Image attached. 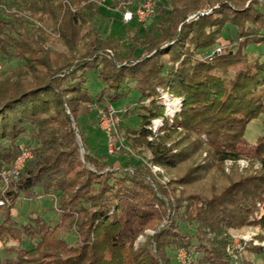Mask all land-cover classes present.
Listing matches in <instances>:
<instances>
[{
  "label": "trees",
  "instance_id": "trees-1",
  "mask_svg": "<svg viewBox=\"0 0 264 264\" xmlns=\"http://www.w3.org/2000/svg\"><path fill=\"white\" fill-rule=\"evenodd\" d=\"M100 6L99 0H0V56L23 62L0 76V171L12 168L24 137L34 143L33 158L0 194L7 200L0 241L19 242L0 264H179L182 248L192 254L189 264H232L226 232L253 226L264 234V136L250 147L259 171L222 170L226 161L245 157L248 125L264 114V51L249 53L264 45V0H161L147 24L135 22L144 35L127 32L129 49L92 25ZM229 25L236 39L224 36ZM218 45L222 55L199 59ZM92 74L101 85L96 94L88 88ZM133 92L139 124L118 126L130 149L119 151L128 167L117 159L109 165L108 150L88 144L80 119ZM164 96L179 108L173 116ZM157 120L162 130L155 135ZM130 152L139 159L151 153L169 182L145 163H132ZM55 194V226L33 211L23 224L13 216L20 200ZM62 234H76V243ZM25 240L38 244L27 249ZM245 251L264 255L259 246Z\"/></svg>",
  "mask_w": 264,
  "mask_h": 264
},
{
  "label": "rangeland",
  "instance_id": "rangeland-1",
  "mask_svg": "<svg viewBox=\"0 0 264 264\" xmlns=\"http://www.w3.org/2000/svg\"><path fill=\"white\" fill-rule=\"evenodd\" d=\"M100 3H101V6H100L99 16L92 22V25L96 26L99 29L103 37L110 36L113 38H117L118 40L124 42V45L126 46V48L129 49L131 46V43H130V35L127 34L128 31H130V33H134L137 30L140 36L144 35V29H141V28L136 29L137 23L131 22L129 26L125 25V23L121 20V13L115 6V0H99V4ZM166 4H168V2ZM218 7L219 6L217 5L214 8L201 11L200 14L209 15L213 12V9L218 8ZM198 17L199 15L192 14L190 19H197ZM30 21H33L35 26L43 27L39 22L35 20L31 19ZM55 35L59 37L58 34H55ZM224 36L226 38L230 36L232 39H236V28L229 25L224 33ZM250 49L251 51L249 53L252 56V58H254L256 55H258V52L264 51V45H254V46H251ZM253 50H256V51H253ZM213 52H216L217 54L216 56H220L223 53V47L221 45H218L212 51L208 52L206 56H200L199 59L201 61L212 60L214 59V57L213 58L209 57V54ZM125 54H126V51L123 52L121 55H125ZM136 54L141 55L142 50L141 49L137 50ZM22 63L23 62H21L18 59L6 60L3 56H0V76L5 74L8 70L19 67L20 64ZM100 86L101 85L98 84V82L96 81L95 75L92 74L90 76V80L88 83V88L90 89L91 93L96 94V92L100 89ZM8 87L9 85L4 83L1 86V91L5 92L8 89ZM138 98H139L138 93L133 92L132 95L128 99H124L114 104L113 106H109L108 109H105L103 105H96L95 107L96 110L93 114H91L90 116L86 118L80 119L81 128L85 130V132L88 135V139H87L88 144L92 146L93 149L98 148L102 152H107L108 150L107 154L109 157L107 158V161L109 165H112L113 162L117 159L121 167L123 168L128 167L126 156L119 154V151L121 149H126V150H130V149L126 145L125 139L122 136V134L118 133V126L119 124L124 125V126H138L139 124L138 108H137ZM167 98L171 100L169 97H166V101H167ZM167 104H169V102ZM175 108H177L178 110V106ZM173 109H172V112L170 110L171 114L174 113V110L176 111V109L174 110ZM110 110L111 111L115 110L117 112L116 118L118 119V121H114V122L111 121V123L109 124ZM104 115H106L107 117L105 116L106 117L105 118ZM73 126L75 129V132H78L76 124ZM161 126H162V120H157L153 122V131L154 133H157L155 135H158V133L161 132L162 130ZM104 128H107V129L110 128L111 130L110 134L104 131L105 130ZM178 131L181 132L182 129L178 128ZM260 136H264V114H262L257 120H254L248 125L245 138L247 142L249 143V145L244 150L245 157L240 159L237 162L226 161L222 166L223 172L226 174L239 173V174L245 175V174L259 171L261 168L260 162L259 160L253 158L252 149L250 147L251 145H254L256 143L257 139ZM77 138H78L79 145L81 147V153H84V149L82 147V141L79 136ZM150 139L152 140L153 138H150ZM110 141L113 142L112 147H110L109 145ZM20 144L34 147L33 139L29 136L24 137ZM2 146L3 145H0V148H2ZM130 154L132 155L131 158H133L131 160L132 163H134L135 161L139 163H145L148 166V168L151 170L152 174H154L155 176H159L160 180H162L164 184L169 182L171 175L167 174L165 169L155 166L150 161L152 157L151 153L149 152L146 153L145 155H143L141 159L133 155L131 152ZM14 164L11 169L2 170L0 172L3 173L5 171H11L14 168ZM117 166L119 165L117 164ZM18 177H11L9 179L8 184H5L4 182L2 184V181L0 179L1 188L2 189L6 188L7 190L10 187L11 182L16 181ZM210 178L211 180H213V176H210ZM210 183L211 182H209L208 185ZM0 194L2 195V193ZM57 201H58L57 194L51 195L48 197H43L41 195V197L38 198L36 201H31V202H28L26 200H20V202L18 203L16 208L12 211V213H13V216L18 220L19 224L28 222L29 218L27 214L30 211H33V212L38 213L42 217H44L46 221L52 224V226H55L56 223L58 222V212H57L58 202ZM146 233L153 234V232L150 230L146 231ZM62 235L65 236L66 240L70 244L76 243V239H77L76 234H71V235L62 234ZM224 236L226 238L225 252L228 258H231L229 254L234 255V256L238 255L237 260L231 258L232 264H240L241 260L243 259H249L250 261H252L253 264H264V255H256L254 253H248L245 251L247 246H253V247L259 246L264 250V234H261L258 228L253 227V226H248V227H244L241 229H231L228 232H226ZM139 240L142 241L144 240V238L141 236ZM37 244H38L37 240L34 242L25 240L22 245L23 247L27 249H31ZM18 246H19L18 241L13 240L10 237L4 238L2 241H0V257L1 258L6 257V251L8 248H16ZM229 248L232 251H229ZM173 264H175V262Z\"/></svg>",
  "mask_w": 264,
  "mask_h": 264
},
{
  "label": "built area",
  "instance_id": "built-area-1",
  "mask_svg": "<svg viewBox=\"0 0 264 264\" xmlns=\"http://www.w3.org/2000/svg\"><path fill=\"white\" fill-rule=\"evenodd\" d=\"M161 2V0H137L133 6H126V5H123V6H120L118 8L119 12L121 13V18H122V21L125 23V24H129L131 22H138V23H141V24H147L149 22V20L153 17V15L155 14L156 12V9H157V6L158 4ZM220 51V50H219ZM217 54L216 52H213L211 54H209V57L213 58L215 57ZM165 97V100H166V96ZM169 102V104H167ZM166 101V104L168 105V113L173 116V113L171 114L170 113V110L172 112V109H176L175 107L177 106V104L173 101V100H169V101ZM172 108V109H171ZM173 109V110H174ZM179 109V108H178ZM177 111V109H176ZM174 113H175V110H174ZM106 115H104L105 117ZM117 116V112L115 110H110V113H109V124L114 121H118V119L116 118ZM107 117V116H106ZM105 117V118H106ZM108 134H110V128H104ZM109 145L110 147L113 146V142H109ZM19 155L15 161V164H14V168L11 170V171H5L3 173L0 172V178H1V181H2V184L3 182L5 184H8L9 182V179L11 177H18V175L20 174V172L24 169L25 165H26V162L32 158L33 156V152L32 150L30 149L29 146H26L24 144H20L19 146ZM1 184V185H2ZM6 188H1L0 186V193L4 194ZM7 203V200L5 198H1L0 197V207H3L5 204ZM229 251H232L230 250L229 248ZM231 258L237 260L238 258V255H231L229 254ZM192 254L189 253L187 250H185L184 248L180 249L178 252H177V255H176V261L179 263V264H189L192 262Z\"/></svg>",
  "mask_w": 264,
  "mask_h": 264
},
{
  "label": "bare ground",
  "instance_id": "bare-ground-1",
  "mask_svg": "<svg viewBox=\"0 0 264 264\" xmlns=\"http://www.w3.org/2000/svg\"><path fill=\"white\" fill-rule=\"evenodd\" d=\"M167 101H169V99L167 98Z\"/></svg>",
  "mask_w": 264,
  "mask_h": 264
}]
</instances>
